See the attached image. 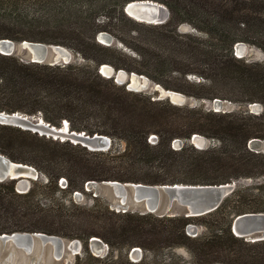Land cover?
Wrapping results in <instances>:
<instances>
[{
    "label": "trees",
    "instance_id": "obj_1",
    "mask_svg": "<svg viewBox=\"0 0 264 264\" xmlns=\"http://www.w3.org/2000/svg\"><path fill=\"white\" fill-rule=\"evenodd\" d=\"M108 1H114L112 8H116L117 19L123 23L122 37L118 39L133 56L96 40L95 33L101 28L97 16L103 14L111 19L109 12L100 13L106 9L105 5L84 11L73 8L68 16L73 23L58 38L45 40L0 32V39L64 45L87 61L65 65L25 63L13 55L0 53V94L23 104L10 112L40 114L56 126L67 119L72 130L106 135L123 144L122 149L110 146L107 150H89L68 140H53L0 124V130L15 131L34 140L25 145L20 143V149L27 150V157L8 153L1 146L0 153L34 166L46 177L45 182H32L24 193L16 190L15 180L0 182V234L44 232L79 239L83 246L76 255V264H134L126 254L135 246L150 252L183 247L190 261L179 264H264V240L246 241L230 229L236 215L264 212L262 185L238 183L241 178L264 176V151L248 147L252 137L264 138V112H215L201 106L177 105L168 99H154L128 90L98 71L100 65L110 64L115 69L123 68L157 81L150 71L198 74L209 83L235 78L246 88L260 89L264 95V77L251 79L233 70L234 63H241L233 54L235 43L249 42L264 49V0H156L169 10L168 20L159 25L128 17L123 7L130 0ZM63 21L44 16L32 19L31 26L56 29L62 28ZM182 22L206 37L179 32L177 27ZM4 23L0 21V25ZM114 52L136 65L115 64L109 57ZM217 96V93L198 95ZM245 101L264 104V97ZM152 132L157 138L154 143L147 141ZM193 133L215 142L198 149L188 142ZM174 139L184 140L181 148H172ZM0 140L3 144L16 142L12 136L1 134ZM61 177L66 181L65 187L58 186ZM88 180L146 184L236 181L237 184L215 210L194 217L115 212L98 199L90 206L73 202L66 206L62 201L52 200L56 192L70 195L83 191ZM42 194L49 196L46 198L52 200L50 204L40 201ZM190 223L202 225L206 232L189 235L186 228ZM92 236L107 243V255L100 257L90 252L88 243Z\"/></svg>",
    "mask_w": 264,
    "mask_h": 264
},
{
    "label": "water",
    "instance_id": "obj_2",
    "mask_svg": "<svg viewBox=\"0 0 264 264\" xmlns=\"http://www.w3.org/2000/svg\"><path fill=\"white\" fill-rule=\"evenodd\" d=\"M124 13L135 21L159 25L165 23L169 18V10L156 0H130L123 7ZM98 38V42L103 43ZM238 51H242L243 44H235ZM0 53L3 55L16 54L25 63H39L48 65H65L71 61L70 53L59 44H44L40 42L22 40L0 39ZM111 73L99 72L107 77H114L118 83H126L127 89L140 91L147 84V78L142 74L127 72L123 69L115 70L112 66ZM145 79V81L143 80ZM178 92L172 90H161L156 99H168L171 103L182 105L186 96L177 95ZM219 100L212 102V109L219 112ZM255 111H258L260 104H250ZM223 112H226L224 110ZM258 114L259 112L251 111ZM63 121V120H62ZM0 124L16 126L24 130H31L40 135L51 136L55 139L69 140L73 144H80L89 150H107L111 146V138L94 133L89 135L85 131H76L68 127L69 131H61L62 122L59 126L46 122L42 116L28 115L19 111H0ZM258 141L252 138L248 141V147L256 152L261 151L252 145ZM194 147L203 149L208 147V139L198 133H193L188 139ZM184 140L174 139L172 148L179 149ZM33 169L35 177L27 172ZM39 177V172L31 165L11 160L0 153V182L5 180H15V188L18 192L24 193L30 187V180ZM236 181L219 184H146L141 182H120L117 180H94L86 181L85 190H102L109 194L116 203L112 206L115 211L126 212L131 206L141 214L153 213L158 216L183 215L185 217L201 216L215 210L222 201L235 189ZM76 195L79 193L76 192ZM232 233L237 237H242L246 241L254 242L264 240V212H244L236 215L230 225ZM189 234V233H188ZM89 248L93 255L102 256L108 249L104 242L92 236L89 239ZM82 242L79 239H67L54 234L44 232H12L0 234V257L2 264L12 262L18 256L29 258L27 264H39L45 253H49L53 262L59 261L67 254H79L82 250ZM7 250L6 253L4 251ZM139 248H132L130 255L134 256L139 252ZM138 257V254L135 255Z\"/></svg>",
    "mask_w": 264,
    "mask_h": 264
},
{
    "label": "rangeland",
    "instance_id": "obj_3",
    "mask_svg": "<svg viewBox=\"0 0 264 264\" xmlns=\"http://www.w3.org/2000/svg\"><path fill=\"white\" fill-rule=\"evenodd\" d=\"M103 5L106 6V9H104L100 13H104V11L109 12L111 19H108L103 14L97 16L96 21L100 23L101 28H99L100 30L95 33L96 40L98 41V38L101 37L102 39L100 40L103 42L101 43L102 45L113 48V49L116 48L118 50H121L127 53L128 55L133 56L134 53L132 54L131 51L118 39V37H122L121 26L123 25V23H121V21L117 19L118 11H116V8L115 9L112 8V6L114 7V1H108V0L107 1H102V0H0V21H5L4 24L0 25V32L3 33L5 31H9L15 36H22V35L25 36L26 35L29 37H32V36L43 37V39L45 40L58 38V37L63 36L66 33L68 26L72 25L73 21L72 20L70 21L68 19V16L70 14L69 11H72L73 8L75 9L78 8L81 11H84L85 9H88L89 7L95 9L96 7L103 6ZM44 16H53V17L62 18L64 20L63 23L60 24L62 28H59L58 26L55 29L52 27H47L45 25L31 26L32 19L38 18V17H44ZM124 29L125 27H123V30ZM177 30L181 33H191L198 37H206L204 33L197 31L189 23H186V22L180 23L177 27ZM15 42H18V41H15ZM40 43L47 44V42H40ZM237 43L243 44L242 51H238V48L236 49V46L234 45L233 54L236 57L240 58L239 60H241V63L240 62L234 63L233 70L236 73L243 72L246 77H249L251 79L263 78L264 77V49L253 43H249V42L238 41ZM61 46H63L70 53L71 61H75L81 64L87 62L73 48H70L64 45H61ZM13 56L20 59V57L16 54H13ZM109 57L112 59V61L115 64H119L122 66L136 65L134 61L127 59L119 55L116 52L111 54ZM242 63L243 64L245 63L246 66H244ZM112 67L115 69L114 66ZM150 73L154 77H156L158 81L154 80L153 78L147 75L142 74L148 80H147L146 86L143 87L138 92L147 94L154 99L159 97L160 91L162 89L172 90V91H176L179 94L181 93L184 96H186V100L183 105L201 106L203 108L213 110L211 107L212 102L217 99L221 101L219 112H223L224 110L233 111V112L246 111L249 113H252L251 111L259 112V113L264 112V104L258 101L251 102V103H248L247 101H245L246 99H249L251 97L263 98L264 95L262 94L260 89L246 88L245 84H241L235 78H226L225 80H221L219 82L209 83L202 76L198 74L188 73L186 75H183L182 73H179L177 71H167V72H164L163 74H157L156 72L150 71ZM112 78L114 79V77ZM143 80L145 81L144 78ZM118 84L124 85L125 88H127V85L125 82L118 83ZM177 88L180 90H177ZM212 93L213 94L217 93L218 96L214 98L198 97V95H211ZM252 103L260 104V108L258 111H255V109L251 107L250 104ZM20 106H23V104L20 101L14 98H11L9 96L0 94V111L10 112L11 109L15 107H20ZM252 114H255V113H252ZM36 116H38V114ZM39 116L41 115L39 114ZM65 121L67 122L68 127H70L69 121L67 119H64L63 121H61V123L64 122L65 124ZM29 131L33 133V131L31 130ZM0 134L4 136H12L13 138L16 139L15 143H10V144L8 143L3 144L1 143L2 141L0 140V146L2 148L6 149L8 153H13L14 155H23L27 157V150L25 149L24 151L21 150L20 143L24 145L28 143H32V141H34L33 139L26 136L25 134L21 135L20 133L15 132V131L8 132V131L0 130ZM44 136L46 138L49 137L53 140L64 141V140H60L59 138L55 139L51 136H46V135ZM204 137L208 139V145H211L215 142L213 141L212 138H209L207 136H204ZM252 138H256L258 140L254 142L252 146L254 148H259L261 151H264V138H257V137H252ZM156 140L157 138H156L155 133L152 132L148 135V139H147L148 142L154 143ZM111 146H114L116 149L123 148L122 142L117 139H114V140L111 139ZM38 172H39V177L35 180H30V186L32 182L34 181L35 182H45L46 180L45 175L41 173L40 171ZM61 178H64V177H61ZM238 183H241L244 185H251V186L262 185L260 187L261 189H263L264 188V176L256 177L252 179L251 178H241L240 180H238ZM58 186H60L59 183H58ZM76 192H78L79 194L76 195L75 194ZM46 197H49V196L45 194L39 195L40 201H42L43 203L50 204L52 200H54L55 202L62 201L66 206H71V202L75 204H79V205L90 206L95 202V199H98V201L101 200L102 202L106 203L110 209H112L111 205H114L116 203V201L111 196H109V194H107L106 192L102 190H95V189L85 190L84 187H83V191H74L70 195H65L63 193L56 192L55 194H53L54 198H52V200ZM127 205L131 207L128 211L139 213V211L134 207V205L131 206L130 202L127 203ZM115 212H118V211H115ZM119 212H122V211H119ZM186 231L191 236H195L197 234H204L206 232L205 228L202 225L196 224V223L188 224ZM103 242L104 244L107 245L105 241ZM136 247L137 246L133 248H136ZM105 248H108V249H106L102 253V256L107 255L109 252L108 245ZM88 249L90 250L89 245H88ZM131 249L127 251L126 255L128 259L132 261L134 264H179L184 260L190 261V255L187 252V250L183 247L164 248V249H161L155 252L144 251L141 248H139L140 251L135 252V255L138 254L137 258L135 257V255L134 256L130 255ZM6 252L7 250L4 251V253ZM117 253L118 252L115 251L113 254L116 256ZM76 255L67 254L61 260L53 262L49 253L48 254L45 253L42 259L40 260L39 264H76L77 262ZM3 262L4 261H2V258L0 257V264H2ZM28 262H29V258L25 256H18L15 259H13L12 262L10 263L5 262V264H27Z\"/></svg>",
    "mask_w": 264,
    "mask_h": 264
},
{
    "label": "bare ground",
    "instance_id": "obj_4",
    "mask_svg": "<svg viewBox=\"0 0 264 264\" xmlns=\"http://www.w3.org/2000/svg\"><path fill=\"white\" fill-rule=\"evenodd\" d=\"M103 67H102V71L104 72V73H107V74H110L111 73V69L107 66V65H105V64H103L102 65ZM177 95H181V94H177ZM61 131H69L68 130V125H67V122L65 121V124H63L62 126H61ZM29 175H31V176H33V177H35V175H36V172L33 170V169H31L30 171H28L27 172Z\"/></svg>",
    "mask_w": 264,
    "mask_h": 264
},
{
    "label": "built area",
    "instance_id": "obj_5",
    "mask_svg": "<svg viewBox=\"0 0 264 264\" xmlns=\"http://www.w3.org/2000/svg\"><path fill=\"white\" fill-rule=\"evenodd\" d=\"M59 185H60L61 187H65V186H66V181H65L64 178H61V179L59 180Z\"/></svg>",
    "mask_w": 264,
    "mask_h": 264
}]
</instances>
